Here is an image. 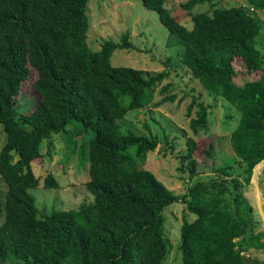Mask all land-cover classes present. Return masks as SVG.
<instances>
[{"label": "trees", "instance_id": "1", "mask_svg": "<svg viewBox=\"0 0 264 264\" xmlns=\"http://www.w3.org/2000/svg\"><path fill=\"white\" fill-rule=\"evenodd\" d=\"M220 1L186 2L182 7L192 21L187 27L172 15L168 0H142L158 14L175 40L168 45L179 48L175 55L193 78L241 113L229 143L244 175L230 172V157L214 160L211 167L199 164L196 141L190 139L179 168L188 172L187 193L178 196L139 167L158 139L125 134L121 123L132 111L158 107L156 89L170 71L113 66L115 51L134 48L129 33L94 51L88 43L90 0H0V126L7 135L0 152L7 187L5 192L0 187V264H165L173 243L165 234L164 213L179 202L197 217L192 222L185 218L181 229L182 264H264L245 255L264 251V230L256 231L242 191L264 160V59L256 48L263 24L255 15L264 11V0L231 8L220 7ZM203 5L208 10L199 11ZM241 63L248 73L261 76L239 85ZM31 70L38 74L34 89L39 101L23 114L17 97ZM188 115L195 135L208 128L209 106L200 100L189 105ZM72 123L94 133L86 183L94 203L40 215L30 193L40 185L33 163L43 160L45 141L51 155L53 137ZM214 149L211 143L207 158ZM58 185L52 174L46 177V188Z\"/></svg>", "mask_w": 264, "mask_h": 264}, {"label": "rangeland", "instance_id": "2", "mask_svg": "<svg viewBox=\"0 0 264 264\" xmlns=\"http://www.w3.org/2000/svg\"><path fill=\"white\" fill-rule=\"evenodd\" d=\"M189 0H168L167 7L172 15L185 26L192 27V21L187 11L182 7ZM249 6L245 0H221L219 6L231 8ZM209 5H203L199 11L208 10ZM90 30L88 43L94 51H99L106 40L121 42L123 35L130 34L129 41L134 48L131 50H117L111 62L115 67H130L151 73L169 72L170 76L160 83L156 89L154 103L158 107H144L130 112L124 121L123 132H133L142 136H155L159 145L147 154L145 161L139 167L155 174V176L173 193L182 196L187 193L188 172H181V155L188 151L187 142L196 141L194 158L199 164L211 167L214 160L230 157L228 165L230 172L244 175L240 168V160L235 157L231 149L229 138L239 124L241 113L231 103L223 98L206 91L200 82L195 80L191 72L183 66L181 57L175 53L179 48L170 47L175 40L170 39L167 29L161 24L156 12L144 6L142 0H90L88 5ZM256 17L263 24V30L256 39V48L264 59V11L255 12ZM172 58L171 65L166 62ZM178 65L177 71L173 66ZM236 81L244 85L248 81L257 80L261 73L251 74L241 63ZM38 78L35 70H31L29 78L22 85L17 106L23 114L31 112L39 101L34 83ZM170 85L167 91L163 88ZM174 97V100L170 98ZM198 99L209 106L208 128L195 135L190 127L191 117L188 107ZM34 104H26L29 101ZM24 104V105H23ZM195 112L192 117H195ZM94 133L80 123L68 125L67 132L53 137L51 155L47 153V141L42 145V156L33 163V171L40 179L39 187L31 189V195L36 199V206L40 215H50L61 211H76L82 205L93 204L94 196L86 187L90 179L88 144ZM7 135L0 126V152L5 145ZM215 145L212 158L204 153L210 144ZM53 148V149H52ZM136 148H129L130 155H135ZM202 170V169H201ZM256 181L259 184L262 202L264 203V165L257 169ZM207 171H204L206 173ZM52 174L58 182L57 188H46L45 179ZM207 175H210L208 173ZM209 180L204 179V182ZM0 187L6 191L7 187L0 175ZM243 197L249 201L252 214L257 222V232L264 230V220L257 206V191L251 182L242 189ZM264 211V204L262 205ZM165 234L173 243V249L165 264H182L181 229L185 218L189 222L197 217L190 214L185 203L179 202L170 206L164 213ZM4 216L0 217V225ZM249 260H264V251L251 250L245 253Z\"/></svg>", "mask_w": 264, "mask_h": 264}, {"label": "water", "instance_id": "3", "mask_svg": "<svg viewBox=\"0 0 264 264\" xmlns=\"http://www.w3.org/2000/svg\"><path fill=\"white\" fill-rule=\"evenodd\" d=\"M264 165V160L262 162H260L253 170V176H252V180L251 182L254 184V188L256 189L257 191V196H256V199H257V206H258V210L259 212L261 213L262 217H263V220H264V211L262 210V205L264 204L262 202V197H261V192H260V188H259V184L258 182L256 181V176H257V169L260 167V166H263ZM252 211V209H251Z\"/></svg>", "mask_w": 264, "mask_h": 264}]
</instances>
